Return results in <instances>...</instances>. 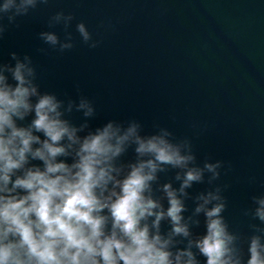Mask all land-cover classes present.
Instances as JSON below:
<instances>
[{
	"label": "clouds",
	"instance_id": "9594fccd",
	"mask_svg": "<svg viewBox=\"0 0 264 264\" xmlns=\"http://www.w3.org/2000/svg\"><path fill=\"white\" fill-rule=\"evenodd\" d=\"M49 2L0 0V40ZM75 19L50 15L63 37L40 31L48 47L38 51L72 50ZM75 31L99 47L83 21ZM39 81L31 55L0 59V264H264V194L243 211L259 224L234 230L222 182L230 163L200 160L192 136L158 122L151 132L136 118L93 127V99Z\"/></svg>",
	"mask_w": 264,
	"mask_h": 264
},
{
	"label": "water",
	"instance_id": "95a60500",
	"mask_svg": "<svg viewBox=\"0 0 264 264\" xmlns=\"http://www.w3.org/2000/svg\"><path fill=\"white\" fill-rule=\"evenodd\" d=\"M58 10L75 15L76 46L41 53L40 31L63 37L47 26ZM80 21L101 41L96 49L79 41ZM19 24L0 40V59L27 53L42 90L93 99V127L136 118L146 132L158 122L192 136L200 160L231 164L222 176L231 227L248 235L259 224L243 211L264 194V0H50Z\"/></svg>",
	"mask_w": 264,
	"mask_h": 264
}]
</instances>
